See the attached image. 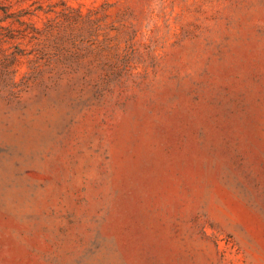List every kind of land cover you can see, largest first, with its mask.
<instances>
[{
    "label": "rangeland",
    "instance_id": "obj_1",
    "mask_svg": "<svg viewBox=\"0 0 264 264\" xmlns=\"http://www.w3.org/2000/svg\"><path fill=\"white\" fill-rule=\"evenodd\" d=\"M0 264H264V0H0Z\"/></svg>",
    "mask_w": 264,
    "mask_h": 264
}]
</instances>
